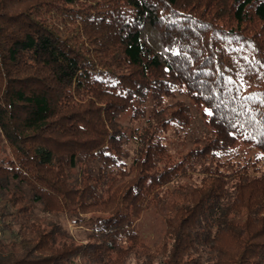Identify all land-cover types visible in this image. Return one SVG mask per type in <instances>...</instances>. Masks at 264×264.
Returning <instances> with one entry per match:
<instances>
[{
	"label": "trees",
	"instance_id": "1",
	"mask_svg": "<svg viewBox=\"0 0 264 264\" xmlns=\"http://www.w3.org/2000/svg\"><path fill=\"white\" fill-rule=\"evenodd\" d=\"M0 264H264V0H0Z\"/></svg>",
	"mask_w": 264,
	"mask_h": 264
},
{
	"label": "rangeland",
	"instance_id": "2",
	"mask_svg": "<svg viewBox=\"0 0 264 264\" xmlns=\"http://www.w3.org/2000/svg\"><path fill=\"white\" fill-rule=\"evenodd\" d=\"M190 146L191 140L175 139L171 142L169 149L172 156L177 157V155L187 150ZM161 218L162 212L157 209H148L139 217L136 225L145 244L151 245L152 242L162 235L163 225ZM64 224L76 239L84 238V228L81 225L74 224L68 220H64Z\"/></svg>",
	"mask_w": 264,
	"mask_h": 264
}]
</instances>
